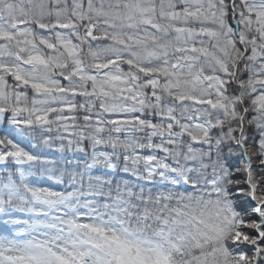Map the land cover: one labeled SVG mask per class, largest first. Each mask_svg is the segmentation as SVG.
Returning a JSON list of instances; mask_svg holds the SVG:
<instances>
[{"label": "snow or ice", "instance_id": "6c2138e0", "mask_svg": "<svg viewBox=\"0 0 264 264\" xmlns=\"http://www.w3.org/2000/svg\"><path fill=\"white\" fill-rule=\"evenodd\" d=\"M0 264H264V0H0Z\"/></svg>", "mask_w": 264, "mask_h": 264}]
</instances>
